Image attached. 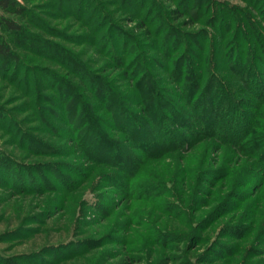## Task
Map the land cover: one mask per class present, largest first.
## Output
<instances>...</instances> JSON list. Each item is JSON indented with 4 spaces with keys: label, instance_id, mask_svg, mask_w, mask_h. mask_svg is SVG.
<instances>
[{
    "label": "rangeland",
    "instance_id": "obj_1",
    "mask_svg": "<svg viewBox=\"0 0 264 264\" xmlns=\"http://www.w3.org/2000/svg\"><path fill=\"white\" fill-rule=\"evenodd\" d=\"M160 1L167 11L175 7ZM211 1L216 9L230 8L231 26L216 31L203 16L181 30L224 37V55L216 58L212 41L190 53L183 44L171 59L148 49L157 41L138 29L116 0H29L27 18L43 27L34 34L51 43L35 42L45 58L24 45L17 48V37L0 23V40L10 42L19 57L14 63L0 57V264H264V71L255 78L260 87L250 89L238 82L234 65L244 62L242 75L250 66L254 77L264 70V0ZM87 9L95 11L92 24L110 17L135 43H119L107 27L93 33L79 16L80 10L87 16ZM183 11L189 13L188 7ZM2 15L20 21L0 9ZM155 16L149 18L162 25V41L167 31ZM29 32L24 29L32 41ZM113 51L128 64L137 54L151 59L126 72L115 65ZM70 62L72 74L65 68ZM193 64L206 71L202 87L215 78L229 90L234 105L227 120L222 110L229 101L217 82L216 101L203 89L189 102L185 87L191 85ZM144 71L155 75L143 84L157 89L168 126V135L161 136L165 142L155 148L135 141L131 128L111 118L103 101L114 93L137 115L144 113L135 104ZM180 71L184 76L178 81ZM95 77L109 80L114 90L100 99L89 88ZM64 81L81 90L71 95ZM87 108L97 113V129L123 162L99 155L105 143L87 136ZM210 114L217 119L213 128ZM238 119L246 123L228 133ZM137 122L135 116L132 127ZM155 126H146L152 137L160 129Z\"/></svg>",
    "mask_w": 264,
    "mask_h": 264
},
{
    "label": "trees",
    "instance_id": "obj_2",
    "mask_svg": "<svg viewBox=\"0 0 264 264\" xmlns=\"http://www.w3.org/2000/svg\"><path fill=\"white\" fill-rule=\"evenodd\" d=\"M23 1H24V3L19 2L17 0H0V9L3 12L15 15V16L20 18V21H18L14 18H8V17L2 15L0 18V23L3 24V26L6 28L8 33H10L11 35L12 34L15 35V38L17 37V39L15 40V46L17 48L18 47L22 48L24 45L25 47H23V49L25 51L31 53V54H33V55L36 54L38 57H42V58L48 57V55L43 56L42 53L37 52L33 48L35 45V42L36 43H38V42L47 43L50 45H51V43L45 42L41 36L34 34V31H36V30L43 31V27L42 26H36L32 22L33 19L30 21L27 18L28 14H32L30 12V7L28 6L29 0H23ZM166 1L168 3H172V4L175 3V7L173 6L167 11L164 8V6L160 0H149V1H146L145 5L143 4V1H141V0H116V5H118L120 7V9H123V11H125L130 16L131 22H134V21L137 22L136 27L138 29L144 30V32H146V34L149 35V37H152L157 41V42H153V46L151 48H148V49H150V50L153 49V50L159 51L161 54H164L165 57H170V59L172 57H174V52L177 51L178 49H180L183 46V44L185 45L184 46L185 50L187 49V52H189V53L192 52L191 49L193 47H196L199 50H203L207 41H212V43L215 42V44L212 45V50H211V53H212L211 55H213V57L216 58V56H218V55H224L225 50L223 47L224 44L222 42V41H224V37H220L217 34L214 37H213V35L209 36L208 32L206 30H203L200 32H195L192 34H185L186 32L181 30V27H187V26L192 25V24L193 25L199 24L201 18L203 16H206L207 20L205 23L208 27H210L211 29H215L216 31L221 30L223 32L224 28H228L229 26H231V24L233 23L232 21H234L231 18V12L232 11L230 10V8L224 7L222 9H216L214 6L215 5L214 1H211V0H166ZM210 3H211V5H210ZM184 6L188 7L189 13H185L183 11ZM97 7L98 6L96 5V3L93 2L92 8H97ZM81 9H82V7H81ZM89 9H87V16H84L85 13L84 12L82 13V10H80L81 12H80L79 16L82 18L86 17V19H87L86 22L89 23V27L92 30H94V31H92L93 33L94 32L98 33L99 31H101L100 29L107 27V31H109V33L111 35H115L116 38L118 39L119 43L126 42L127 45L135 43L134 42V36L130 35L128 32L121 31L120 28H118L116 26V24L113 22V20H111V18L109 16H108L109 18L103 17L101 19V21H97L95 24H92L95 22L94 19H95L96 14H95L94 10H92V12H90ZM224 12H226V14ZM150 16H155L158 19H160L161 22L163 21V26H165L167 33H166V36L164 37V39L162 41L160 39V34H161L160 29H161L162 25L160 24L161 26H159V27L154 26L155 25L154 19H151V21H150V18H149ZM33 17L36 18V16H33ZM208 17H210V18H208ZM171 23H178L179 25H177V24L172 25ZM24 24L26 27L24 26ZM86 26H88V25H86ZM24 29L30 30L29 33L34 40H32V41H30L31 39L27 40V38L25 36L26 34L24 33ZM183 37H185V38L188 37L189 40H183ZM103 45L104 44L100 45V49H101V47L103 48ZM166 47H167V49H166ZM259 50H262V49L259 48ZM55 52H56L55 50L52 52V55H50L51 58H53L55 56V54H56ZM254 53L256 54V52H254ZM262 53L264 54V51ZM112 54L114 56V61H115V65L117 66V68H122L126 72H130V70L132 69V67L134 65L140 64L142 62L146 63L147 60L151 59L150 56H144L141 54H137V57L135 56V59H134L135 61L131 64H128V62H126V60L123 59L120 61V59L117 58V52L113 51ZM200 56H197V57L199 58ZM0 57L4 58L6 60H13V63L16 61V58L17 59L19 58L18 54H16L15 47L12 46L11 43L6 41V40H0ZM137 59H139V62L136 61ZM183 59H184V61H188V60L190 61V59H188V57H186V56H184ZM262 60L264 63V55L262 57ZM52 61H53V59H51V62ZM116 62H118V63H116ZM191 63H192V61H191ZM75 64H77V63H75ZM77 65H79V64H77ZM195 65L193 64L190 67L191 68L190 69V71H191L190 72V78L192 79L191 85H187L185 87V90H187V92H188L187 98H189V102L196 101L197 95L199 93H201V90H203V89H205V92L209 93L211 98H213V100L215 99L214 101H216L218 99L217 90L213 91V89H214L215 83L217 82V84H219V86H220V92L224 94V100L229 101V103L224 108V110H222V111H224L223 117H227L226 118V120H227L229 118L228 116L231 115V112L233 111L231 108V105L233 103L231 104V102H234V100L229 95V90L227 91L226 87L224 85H222L219 81H216L215 78H213L214 80L213 79L209 80L210 83H209L208 87H206V88H205V86L202 87L203 82L205 80L206 71H205V69L202 68V66H200V65L195 66ZM234 65L236 67V71L237 70L240 71V72H236V73L234 72L235 75L240 80V81H238L239 83H243L245 85V87H247V88L250 86V89H251L252 85L257 87V88L260 87L261 81L258 80L259 78H257V80H255V78L257 76L263 74L264 70L259 69L260 72L255 73V77H254L252 74L254 66L253 67L250 66L249 70L245 69V73L242 75L241 71L243 69L242 67L244 66V62H242V63L239 62V63H237V65L236 64H234ZM72 66H73V62H70L69 64H67V66L65 65V68L68 69L69 74H72L75 71V69H73L74 66L73 67ZM210 67H212L215 70L214 67H217V66H214V67L210 66ZM218 69L219 70L222 69V65H220L216 68V70H218ZM30 71H32V70H30ZM46 71H49V73H51V74L53 73L48 69H46ZM88 74H91V73L87 72V77H88ZM85 76H86V74L81 75L80 77H82V78H80V79L84 80ZM154 76L155 75L151 71L150 72L144 71V75L141 77L142 80L139 81V82L142 81V83L138 84L139 85L138 90L136 91V93H139L138 94V96H139L138 100L139 101L137 99H135V97L131 98L132 101L135 99V101L138 102L135 104L141 105L142 109L144 110V113L138 114L139 117L135 111L131 110V107H129L126 104H124L123 102H121L120 98L114 93H112L109 96L108 102H107L106 98L103 100L104 105L106 103L107 113L109 114V116L111 118H115L116 120L121 118L124 126L131 128L132 134L134 135L133 139L135 141H138L141 144H143L145 146H149L151 148H155L157 146V144L161 141L165 142L161 138V136L164 133H166V134L168 133V126L166 127V123H165V125L163 124L165 116L161 112L160 104L158 105V102L159 101L161 102L162 100H161L160 95L157 92V89L145 87V85L143 84L144 82H146L145 79H148V78L150 79V78H153ZM177 76H178L177 80L181 81L183 76H184V73L183 72L181 73V71H180L179 73H177ZM73 77L77 78V76H73ZM89 79H91V78H89ZM133 79L135 81H138L139 78H137V76H134ZM94 83H97L100 88H98L97 85H95ZM94 83L91 84L89 88H91L93 92L95 91L96 92L95 95L100 96L99 97L100 99L103 98L102 96L106 94L107 90H111L113 88L111 85V82L105 78L95 77ZM64 85H66V87H68L69 90H71V95H73V96H74V94L79 92L80 88L78 86L74 85L73 83H69V82L64 81ZM113 90H114V88H113ZM235 104H237V103H235ZM168 108L169 109L171 108V110H173V112H174L173 114L176 116V118L181 119L179 114H178L179 108L175 109L171 104L169 105ZM212 110L213 109L211 107L210 113L213 114ZM87 111H89V113H91V110L88 108H87ZM207 111H208L207 109L203 110V115H206ZM95 112H97V111H95ZM96 114L94 113V115H93L91 113L90 118L88 120L86 118V120L84 122L85 126H87L89 124L91 127V128H89L90 132L88 131V134L89 133L90 134L87 136L91 135V136H93L92 138L101 139L103 144L105 143L104 146H105L106 150L99 151L98 152L99 155L104 156L105 159H107V160H111V161L115 160L116 162L119 160V162H123L122 156L120 157V155L118 153H114L115 151L112 150L114 148L107 146L106 141H108V140L105 139L106 138L105 135L103 133L99 132V130L97 129L96 125H98V124H97L96 120H97V118H99V116H97V118H95ZM135 116L137 117L138 122L135 123V127H132V123L134 121ZM207 117H210L209 118V124L212 127V125H214V123L217 122V119L216 118L214 119V116L211 114L209 116L207 115ZM100 121H101V118H100ZM237 121H238L239 126L238 125H237L238 127L235 126V123L230 124L229 131L227 129L228 133H235L236 131H238V128L241 127V125L244 123V119H240V120L238 119ZM150 122L155 124L156 128H157V124H160V129H158V133H157L158 136H153L155 138V140H153L154 138L151 135H149V132L146 130V128H147L146 126H148V124ZM77 123L79 124V121ZM80 123H81V121H80ZM245 123H246V121H245ZM137 125H139V128H137ZM216 127L217 126L215 124L214 130H216ZM171 128H172V125L170 124L169 125L170 131H171ZM143 137H144V139H143ZM167 138H168V142L173 141V140H171V137L167 136ZM155 142H157V143H155ZM96 151L97 150L91 149L90 153L91 152L95 153ZM117 158H118V160H117Z\"/></svg>",
    "mask_w": 264,
    "mask_h": 264
}]
</instances>
